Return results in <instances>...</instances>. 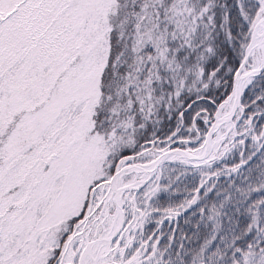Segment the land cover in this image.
Here are the masks:
<instances>
[{
	"label": "snow or ice",
	"instance_id": "obj_1",
	"mask_svg": "<svg viewBox=\"0 0 264 264\" xmlns=\"http://www.w3.org/2000/svg\"><path fill=\"white\" fill-rule=\"evenodd\" d=\"M0 264H264V0H0Z\"/></svg>",
	"mask_w": 264,
	"mask_h": 264
}]
</instances>
